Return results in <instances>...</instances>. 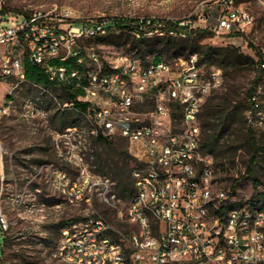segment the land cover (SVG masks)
Masks as SVG:
<instances>
[{"label": "built area", "instance_id": "built-area-1", "mask_svg": "<svg viewBox=\"0 0 264 264\" xmlns=\"http://www.w3.org/2000/svg\"><path fill=\"white\" fill-rule=\"evenodd\" d=\"M229 2L215 31H245L252 17L230 10ZM4 8L0 0V21L8 22L0 26V77L14 83L0 100V117L18 114L34 121L48 115L41 105L12 96L26 84L52 93L51 87L29 82L26 59L39 64L55 87L81 89L78 100L88 104L82 128L51 130L57 152L77 170L71 176L63 168L41 165L39 172L50 170L51 190L76 202L90 201L96 190L121 200L112 191L115 182L95 174L85 160L81 147L88 137L122 136L137 161L133 194L126 209L118 210L137 230L126 237L98 214L63 227L56 255L68 264H264V206L240 202L218 177L213 155L202 147L200 116L206 96L224 84L221 68L204 71L198 54L179 58L178 70L167 60L147 64L123 51L104 58L85 42L109 33V19L75 22L68 8L55 15ZM53 98L62 109L74 108L73 100ZM150 101L155 103L152 111L139 109ZM4 153L0 141V165ZM3 182L1 173L0 224L5 231ZM0 264L11 263L0 257Z\"/></svg>", "mask_w": 264, "mask_h": 264}, {"label": "rangeland", "instance_id": "rangeland-1", "mask_svg": "<svg viewBox=\"0 0 264 264\" xmlns=\"http://www.w3.org/2000/svg\"><path fill=\"white\" fill-rule=\"evenodd\" d=\"M6 11L31 13L34 11L52 12L55 15L63 9H70L75 22L88 20H108L115 17L132 19H155L158 22L166 20L181 21L198 29L197 40L200 46L214 47L235 46L241 52L252 56L258 61L260 52L264 59V0H231L230 10H243L252 17V23L245 31L237 29L215 31L221 8L226 9L229 0H4ZM8 22L0 21V26ZM137 31H120L111 29L106 35L94 38L85 44L94 45L104 58L114 51H123L138 56L143 63H151L155 56L161 54L164 60L170 62L175 70L179 69V58L187 59L189 49L184 53L171 47L164 50L163 33L159 30L149 32L142 43L137 40ZM122 34L121 37L111 38ZM195 36V37H196ZM159 39H156V38ZM138 38V39H137ZM185 38V37H184ZM113 40V41H112ZM204 52L199 48L198 54ZM146 54V55H145ZM145 55V56H144ZM198 55V57H199ZM33 64V63H32ZM204 71L211 67L221 68L225 77L222 87L213 90L205 98L204 105L210 101L213 104L227 103L229 106H240L242 117L235 118L232 128L225 134L222 147L229 150L223 162L225 169L217 168L220 180L230 186L234 179L239 182L235 187V195L240 202H251L261 196L254 207L264 206V154L258 156L254 177L259 184L253 182L254 177L246 176L245 172L252 157V150L247 145L249 130L255 135L260 146H264V75L256 79L257 65H242L240 69L233 67L224 69L215 62L209 65L201 64ZM42 79H31L29 82L51 87V94L40 90L32 84H26L12 91L17 100H29L41 105L48 115L27 121L18 114L0 117V141L5 146L0 175L4 174L3 182V214L8 222V229L3 230L0 224V257H4L5 236L9 247L5 257L11 264H68L56 255L57 247L62 238V227L59 222L66 220L73 223H85L94 216L103 215L113 227L128 237L137 230V225L126 217H120L118 210H125L129 197L119 189V177L129 175L137 161L130 151V143L122 136L110 140L111 144L98 138L88 137L81 147L84 158L91 170L100 176L110 178L115 182L112 191L120 194L121 200L114 201L111 197L94 191L90 201H71L68 197L51 190L49 183L50 170L39 172L41 165L49 168H63L71 176H76L77 170L69 161L59 155L52 135V129L61 132L82 128L86 121L83 115L71 111L70 120L62 128L59 119L53 116L63 112L53 95L60 102L68 100V92L48 79L44 69L39 64H33ZM14 83L12 78L0 77V100H4L11 92ZM69 88H73L69 85ZM250 92L252 95H250ZM53 94V95H52ZM83 96V92L79 97ZM252 102H254L252 107ZM155 108L150 101L139 107L141 111L149 112ZM68 118V119H69ZM201 121V120H200ZM202 127V124H201ZM132 157H128L127 155ZM126 170V171H125ZM125 172V174H124ZM125 177V176H124ZM131 190V186L129 187ZM44 205V210L40 208ZM253 205V204H252ZM117 239V235H113Z\"/></svg>", "mask_w": 264, "mask_h": 264}, {"label": "trees", "instance_id": "trees-1", "mask_svg": "<svg viewBox=\"0 0 264 264\" xmlns=\"http://www.w3.org/2000/svg\"><path fill=\"white\" fill-rule=\"evenodd\" d=\"M222 11V8H221ZM108 23V28L113 29L117 28L120 31H137L140 34L138 42L142 43L147 38V34L149 32H154L156 30H159L161 33H163L165 45H164V51L169 52L171 47L176 48L177 51H182L184 53V50L189 49L188 58L193 54H198L199 48H202L204 52L199 55L198 58V64H202L203 62H207L209 65L218 62L221 67L224 69H227L228 67H233L235 70L240 69L242 65H248V64H255L257 65V74L256 79L261 78L264 75V59L262 58L263 55L259 53L260 57L258 58V61H255V59L252 56H249L247 54H244L240 51L238 47L235 46H228L226 48L224 47H214L209 45H202L198 43L197 40V31L198 29H193L191 25L189 24H181V21H170L166 20L163 22H158L155 19H132V18H124V17H115L110 18ZM180 32H185L186 36L181 37L179 35ZM122 34L119 35H113L111 38L121 37ZM196 36V37H195ZM156 39H159L158 37ZM113 41V40H112ZM146 55V54H145ZM144 55V56H145ZM163 58V55L159 54L154 57L153 61L157 62L160 61ZM29 59H26V70H27V76H29L31 79L40 80L42 78L41 74L37 73L36 70L33 68V63ZM65 90L68 92V100H73L74 102V108L71 109H63V112L57 113L53 116V120L59 119L62 123V128L65 127L70 120L69 113L73 110L76 115H82V113L86 112L88 104L86 102H83L81 100H78V96L81 92H83L81 89H73V88H65V86H62ZM250 95L252 93L250 92ZM254 102H252V107L254 108ZM179 110V109H178ZM243 112L240 109V106H229L227 103H218L213 104L210 101H208L203 108V111L201 113V124H202V147L205 152H208L213 155L215 159V163L217 168L222 167L225 169L226 163L223 162L222 158L226 157L227 152L222 147V140L225 136V134L232 128V125L235 121V118L242 117ZM179 114H175L174 118H177ZM69 118V119H68ZM100 141H103L105 143L111 144L110 140L107 138L99 137ZM247 145L252 150V157L249 161V164L247 166L245 175L254 177L255 173V166L258 163V156L260 153L264 154V146H260L255 138L254 133L252 130H249L248 132V138H247ZM128 157H132L130 154L127 155ZM126 171V170H125ZM125 174V172H124ZM125 176V177H124ZM123 177H119V189L122 194L128 193V197H130L133 194L134 191V185H133V179H132V169L129 175H124ZM239 182L238 178L234 179L233 183L230 185L232 190L235 191L236 184ZM253 182L257 186L259 184V180L257 177H254ZM131 186V190H129V187ZM119 197L120 194L118 195ZM260 195L256 198L252 199L253 206L257 205L260 199ZM264 197V195H263ZM72 224V222H68L66 220H62L59 222L60 227H65L67 225ZM4 257L7 252V248L9 247V240L5 236V242H4ZM6 259V258H5Z\"/></svg>", "mask_w": 264, "mask_h": 264}]
</instances>
